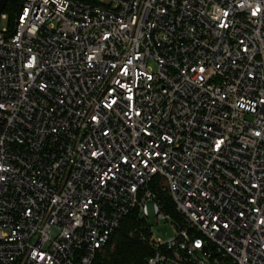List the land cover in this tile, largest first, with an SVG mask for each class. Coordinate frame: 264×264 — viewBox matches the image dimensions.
Returning <instances> with one entry per match:
<instances>
[{"label":"built area","instance_id":"obj_1","mask_svg":"<svg viewBox=\"0 0 264 264\" xmlns=\"http://www.w3.org/2000/svg\"><path fill=\"white\" fill-rule=\"evenodd\" d=\"M134 212L177 230L147 264H264V0H20L0 28V264H93Z\"/></svg>","mask_w":264,"mask_h":264},{"label":"trees","instance_id":"obj_2","mask_svg":"<svg viewBox=\"0 0 264 264\" xmlns=\"http://www.w3.org/2000/svg\"><path fill=\"white\" fill-rule=\"evenodd\" d=\"M19 10L20 0H13L4 11L9 17L11 27ZM153 189L161 200L163 211L179 220L167 194L159 186L154 185ZM152 237L151 224L140 219L137 212L131 213L123 220L107 246L98 253L93 264H147L155 256V249L150 242ZM163 252L169 254L166 250Z\"/></svg>","mask_w":264,"mask_h":264},{"label":"rangeland","instance_id":"obj_3","mask_svg":"<svg viewBox=\"0 0 264 264\" xmlns=\"http://www.w3.org/2000/svg\"><path fill=\"white\" fill-rule=\"evenodd\" d=\"M9 27V20L3 21L0 20V28ZM151 231L153 234V239L155 241L161 240L164 243L170 242L177 237V230L173 226L172 223L163 222L162 224H157L155 222H151ZM171 264V263H166Z\"/></svg>","mask_w":264,"mask_h":264},{"label":"water","instance_id":"obj_4","mask_svg":"<svg viewBox=\"0 0 264 264\" xmlns=\"http://www.w3.org/2000/svg\"><path fill=\"white\" fill-rule=\"evenodd\" d=\"M13 0H0V15L5 11L9 2Z\"/></svg>","mask_w":264,"mask_h":264},{"label":"snow or ice","instance_id":"obj_5","mask_svg":"<svg viewBox=\"0 0 264 264\" xmlns=\"http://www.w3.org/2000/svg\"><path fill=\"white\" fill-rule=\"evenodd\" d=\"M221 143H222V141H221ZM199 246V245H198Z\"/></svg>","mask_w":264,"mask_h":264}]
</instances>
